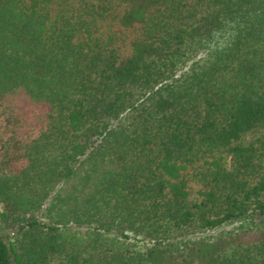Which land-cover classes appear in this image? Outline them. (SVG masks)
<instances>
[{"label": "trees", "instance_id": "1", "mask_svg": "<svg viewBox=\"0 0 264 264\" xmlns=\"http://www.w3.org/2000/svg\"><path fill=\"white\" fill-rule=\"evenodd\" d=\"M18 94L0 264H264V0H0Z\"/></svg>", "mask_w": 264, "mask_h": 264}, {"label": "rangeland", "instance_id": "2", "mask_svg": "<svg viewBox=\"0 0 264 264\" xmlns=\"http://www.w3.org/2000/svg\"><path fill=\"white\" fill-rule=\"evenodd\" d=\"M188 69H190L189 66L184 67L180 74ZM44 111V107L30 105L24 94H18L3 101V107L1 108L3 116L0 120V158L8 150L12 153L21 146H27L37 136L40 127L38 117ZM245 234H248V236ZM253 234H256V232L241 230L240 226L237 225L209 233L206 237L228 241L233 239L231 249L227 250L229 252L238 246H247V243L249 244L251 240H254L251 236Z\"/></svg>", "mask_w": 264, "mask_h": 264}]
</instances>
